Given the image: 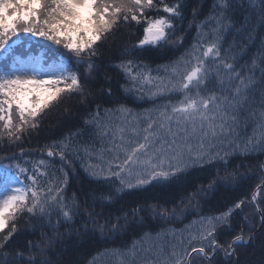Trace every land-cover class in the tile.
<instances>
[{"label": "snow or ice", "instance_id": "snow-or-ice-1", "mask_svg": "<svg viewBox=\"0 0 264 264\" xmlns=\"http://www.w3.org/2000/svg\"><path fill=\"white\" fill-rule=\"evenodd\" d=\"M234 3L235 0H217L209 15L195 26L197 35L184 55L163 66L166 73L163 79L154 78L146 65L141 68L133 59L117 65L124 73L125 83L121 87L126 92L145 90L151 97L175 93L182 99L171 107L156 109L143 121L134 118V122L128 120L131 112L123 104L103 110L96 104L85 124L102 140L110 141V147L108 159L100 158L102 166L86 168L97 186L86 193L84 202L74 194L69 203L64 194L72 158L79 152L74 142L79 132L48 145L46 155L53 159L41 158L31 169L17 162L19 158L0 159V264H52L46 257L57 241L51 238L29 241L9 259V242L18 231V219L25 216L42 223L46 221L53 228L70 224L79 217L85 225L93 226V232L119 236L121 232L127 234L128 229H142L148 219L170 224L201 208V199L209 191H215L222 179L219 174L207 186L200 185L171 208L159 203L148 207L137 205L115 216H104L95 210L120 201L133 190L184 175L189 167L218 166L216 162L227 165L228 157L240 147L235 132L240 106L248 104L255 89L264 91V68L257 82L256 59H252L251 68L239 63L246 55L247 41L254 42L255 37L254 29L249 27L251 18L247 12L237 18ZM260 3L264 5V0ZM239 7H243V0ZM152 10L157 15L150 16ZM260 17V26L264 28V7ZM183 18L180 0L175 3L166 0H0V141L18 143L25 136H31L40 128L48 110L66 98L75 97L81 104L92 103L91 92L82 83L78 69L84 66L89 78L98 71L92 58L99 55L100 44L122 23L145 25L139 49L146 45L163 49L169 44L183 45L184 36L180 34L183 30L177 31V24ZM193 18H197L195 12ZM21 33L35 38L26 40L30 45L45 47L41 41L46 40L65 52L52 50L57 59L47 64L41 57L29 56L22 60L16 55L17 45L25 42ZM229 38H232L231 44ZM261 43L264 45V36ZM260 63L264 64V49L260 50ZM213 67L215 76L211 75ZM221 75L226 79L219 80V87L208 89ZM104 91L110 98L111 84ZM117 113L124 116L123 122L104 119ZM255 147V138H252L243 144L242 150L247 153ZM85 152L91 158L87 148ZM57 157L61 167L49 171L48 166L55 165ZM231 175L233 179L236 176ZM25 180L30 184L25 185ZM261 191L264 186L258 188ZM250 203L260 213V226L264 228V208L256 206L257 193L252 195ZM246 206L244 200H238L214 215L198 216L181 230L179 250L173 244L166 260H161V254L166 252L163 246L152 243L144 247V244L161 240L166 234L176 239L174 229H165L155 237L144 232V238L134 241L131 248L115 252L126 257L121 264H214L218 250L225 257H233L239 245L254 238L255 232L249 229L247 235L241 230L239 234L233 233L229 241L219 239V234L231 229L234 217Z\"/></svg>", "mask_w": 264, "mask_h": 264}, {"label": "trees", "instance_id": "trees-1", "mask_svg": "<svg viewBox=\"0 0 264 264\" xmlns=\"http://www.w3.org/2000/svg\"><path fill=\"white\" fill-rule=\"evenodd\" d=\"M166 2L175 3L176 0H166ZM216 2L217 0H180L183 5L184 18L177 24V31L183 30L180 33L184 36L183 45L169 44L167 48L163 49L146 45L143 49H139L137 46L143 39L145 25H137L134 22L122 23L106 42L100 44L99 55L92 58L98 71L89 78L84 66H80L78 69L82 83L91 92L89 100L93 102L81 104L75 97L64 99L58 106L48 110L40 128L31 136H25L18 143L0 141V159L19 158L17 162L31 169L41 158L49 161L53 159L46 155L48 145L79 132L80 135L74 137L79 152L72 158L71 174L64 194L69 203H71L74 194L81 203L84 202L86 193H90L97 186L96 181L86 171V168L90 165L95 168L102 166L100 158L102 156L104 160L108 159L107 148L110 147V141L102 140L89 125L85 124L90 112L95 111L96 104L99 103L102 110L116 108L118 104H123L131 112L128 120L134 122V118L143 121L149 113H155L156 109L165 105L171 107L182 99L179 94L175 93L151 97L150 93L145 90L133 89L126 92L121 87L125 83L124 73L117 65L124 60L133 59L141 68L146 65L154 78L159 76L163 79L166 76L163 66L170 65L184 55L185 49L191 46L197 35L195 26L209 15ZM240 4L241 0H235L233 10L237 18H242L247 12L252 21L249 27L254 29L252 35L255 37V41H247L246 55L239 60V63L251 68L252 59L255 58V81L259 82L261 69L264 68V64L260 63V50L264 49V45L261 43L264 28L260 26V11L264 5H261L260 0H243V7H239ZM253 6L255 7L254 11L252 10ZM194 12L197 16L196 19L193 18ZM149 15L153 16L157 13L152 10ZM21 37H25V34L21 33ZM13 39L18 38L13 37ZM28 39L35 38L25 37V42L17 45L16 55L20 56L22 60L29 56H41L47 64L57 59L52 50L65 52L62 47L54 45L50 41H41L45 47H35L26 42ZM239 39L243 40L245 37ZM228 43H232V38H229ZM66 55L71 54L66 53ZM73 67H76L74 63ZM211 75L215 76V67L212 68ZM220 79L226 78L221 75L214 84L207 86L208 89L218 88ZM108 84H111L112 87L110 98L105 95L104 91ZM104 119L123 122L124 116L117 113L105 116ZM235 132L238 134L237 144L240 147L228 157L227 165L216 162L218 166L189 167L184 175L173 177L166 182H154L142 189L133 190L124 195L120 201L105 208L97 207L95 209L97 213L104 216H115L123 215L124 212L130 211L137 205L148 207L159 203L171 208L174 203L186 197L200 185L207 186L209 180L219 174L222 179L216 184L215 191H209L201 199V208L193 209L192 213L194 214L189 213L186 217H178L170 224L148 219L142 229H128L127 234L121 232L119 236H108L107 233L101 235L98 231L93 232V226L85 225L79 217L70 224L53 228L46 221L42 223L38 219L25 216L18 219V231L9 242L11 253L9 259L15 255L17 250L25 248L29 241L38 242L51 238L57 241L51 246L50 255L46 257L52 261V264H121V260L126 257L117 255L115 250L126 251L131 248L134 241L139 242L144 238V232H149L155 237L157 233L165 229H174L176 239H173L171 234H166L161 240H149L144 244V247H148L152 243L163 246L166 252L161 254V260H166L167 251H171L173 244L179 250L181 230L186 225L200 215H214L238 200H244L247 205L244 211L234 217L231 229L221 232L219 239L221 242H226L231 240L233 233L239 234L243 230L247 235L249 229L255 232V236L249 243L239 245L233 257H225L224 253L218 250L214 257V264H264V228L260 226V213L255 211L254 206L250 203L252 195L258 192V188L264 186V147L261 146L264 144V91L261 89H255L250 94L248 104L240 106ZM252 138H255V150L245 153L242 150L243 144ZM85 148L91 153V158L85 152ZM55 159L56 164H50L49 171H55L61 167L58 157ZM225 168H227V172L224 171ZM233 173L236 174L234 179L231 175ZM41 179H46V177H41ZM24 183L28 185L30 181L25 180ZM88 202L92 203L91 200ZM256 206L264 208V191L258 192ZM144 215L150 216L149 213ZM55 220L56 217L53 216L54 224ZM57 231L59 236H57ZM105 236L108 238L105 239Z\"/></svg>", "mask_w": 264, "mask_h": 264}, {"label": "rangeland", "instance_id": "rangeland-1", "mask_svg": "<svg viewBox=\"0 0 264 264\" xmlns=\"http://www.w3.org/2000/svg\"><path fill=\"white\" fill-rule=\"evenodd\" d=\"M36 57H39V56H36ZM21 179H22V177H21ZM23 180V179H22Z\"/></svg>", "mask_w": 264, "mask_h": 264}, {"label": "water", "instance_id": "water-1", "mask_svg": "<svg viewBox=\"0 0 264 264\" xmlns=\"http://www.w3.org/2000/svg\"><path fill=\"white\" fill-rule=\"evenodd\" d=\"M262 186H263V185H262ZM262 186H261V187H262Z\"/></svg>", "mask_w": 264, "mask_h": 264}]
</instances>
